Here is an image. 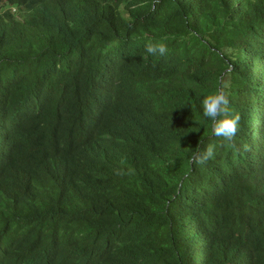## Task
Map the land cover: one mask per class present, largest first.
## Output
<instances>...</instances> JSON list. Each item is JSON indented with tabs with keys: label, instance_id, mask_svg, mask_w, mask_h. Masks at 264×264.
Masks as SVG:
<instances>
[{
	"label": "trees",
	"instance_id": "obj_1",
	"mask_svg": "<svg viewBox=\"0 0 264 264\" xmlns=\"http://www.w3.org/2000/svg\"><path fill=\"white\" fill-rule=\"evenodd\" d=\"M0 4V264H264V0Z\"/></svg>",
	"mask_w": 264,
	"mask_h": 264
},
{
	"label": "clouds",
	"instance_id": "obj_2",
	"mask_svg": "<svg viewBox=\"0 0 264 264\" xmlns=\"http://www.w3.org/2000/svg\"><path fill=\"white\" fill-rule=\"evenodd\" d=\"M163 39L165 38H161V40ZM167 51L168 48L165 43L153 42L151 37L147 39L144 45V52L149 56H164ZM228 87L226 82L219 83L214 90L200 98L199 105L202 117L211 124L212 135L230 141L236 135L240 114L231 110ZM250 136L252 137V134ZM197 152H202V154L196 157V162L202 163L204 160L213 157V146L208 145L201 149V145H199L194 158ZM252 186L255 187L254 184Z\"/></svg>",
	"mask_w": 264,
	"mask_h": 264
},
{
	"label": "rangeland",
	"instance_id": "obj_3",
	"mask_svg": "<svg viewBox=\"0 0 264 264\" xmlns=\"http://www.w3.org/2000/svg\"><path fill=\"white\" fill-rule=\"evenodd\" d=\"M13 2L15 3V0H13ZM7 9L11 10V12H13L17 17L23 14L21 9H19L16 6H8V5L0 4V12L5 11Z\"/></svg>",
	"mask_w": 264,
	"mask_h": 264
}]
</instances>
